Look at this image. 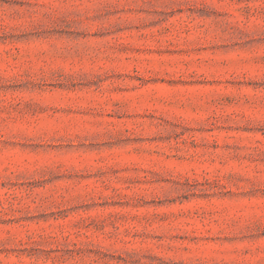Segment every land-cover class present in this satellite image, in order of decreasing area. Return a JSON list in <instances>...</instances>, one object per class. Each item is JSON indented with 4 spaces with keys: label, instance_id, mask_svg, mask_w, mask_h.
Here are the masks:
<instances>
[{
    "label": "rangeland",
    "instance_id": "rangeland-1",
    "mask_svg": "<svg viewBox=\"0 0 264 264\" xmlns=\"http://www.w3.org/2000/svg\"><path fill=\"white\" fill-rule=\"evenodd\" d=\"M0 264H264V0H0Z\"/></svg>",
    "mask_w": 264,
    "mask_h": 264
}]
</instances>
